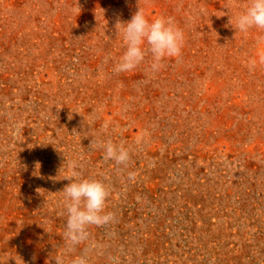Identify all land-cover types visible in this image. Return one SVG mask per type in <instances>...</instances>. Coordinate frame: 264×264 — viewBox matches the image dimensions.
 I'll return each mask as SVG.
<instances>
[{"label":"rangeland","instance_id":"obj_1","mask_svg":"<svg viewBox=\"0 0 264 264\" xmlns=\"http://www.w3.org/2000/svg\"><path fill=\"white\" fill-rule=\"evenodd\" d=\"M247 5L0 0V264H264V30L236 32ZM138 8L173 18L182 55L116 73V23ZM72 163L109 187L115 220L67 253Z\"/></svg>","mask_w":264,"mask_h":264},{"label":"clouds","instance_id":"obj_2","mask_svg":"<svg viewBox=\"0 0 264 264\" xmlns=\"http://www.w3.org/2000/svg\"><path fill=\"white\" fill-rule=\"evenodd\" d=\"M229 4L235 6L236 0H229ZM115 27L122 34L126 48L114 67L116 73L134 70L149 53L152 58L149 71L153 73L164 66L166 58H179L182 55L185 33L171 17L161 16L150 21L144 11L138 8L128 22H117ZM234 28L236 32L245 34L253 28L264 30V0H248L247 7L236 15ZM145 44L147 49L144 48ZM261 63H264V56H261ZM252 66H255L254 61ZM104 127L107 128V125ZM137 142H140V138ZM91 145L104 151V160L128 166L131 153L123 144L114 143L111 139H95ZM77 167L75 163L70 165V174L64 178L70 183L62 190L67 217L64 231L67 253L74 252L77 246L89 240L91 226L106 227L115 220V214L106 211L109 187L101 180L80 178ZM55 264H65L64 254L56 258ZM70 264H88V259L84 255L75 256Z\"/></svg>","mask_w":264,"mask_h":264}]
</instances>
